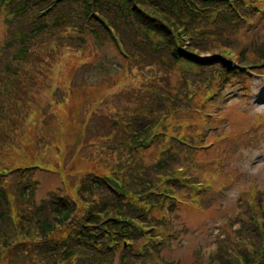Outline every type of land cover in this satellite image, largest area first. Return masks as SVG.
Listing matches in <instances>:
<instances>
[{
	"label": "trees",
	"instance_id": "trees-1",
	"mask_svg": "<svg viewBox=\"0 0 264 264\" xmlns=\"http://www.w3.org/2000/svg\"><path fill=\"white\" fill-rule=\"evenodd\" d=\"M263 1L0 0V264H264V188L239 200L206 261L201 251L190 263L163 256L188 231L180 208L208 210L231 186L222 177L223 158L210 157L208 166L199 161L207 136L222 144L230 135L219 126L201 131L192 119L210 121L201 97L246 86L250 76L241 65L264 62V16L257 18ZM182 27L193 33L189 46ZM92 44H112L124 60L114 61L126 81L115 83L112 94L124 95L128 105L107 101V132L88 144L99 152L68 157L79 140L70 141L65 113L59 115L70 92L64 82L57 85L53 106L38 102L36 90L60 75L68 52L83 54ZM228 49L239 52L237 66ZM112 94L106 89L85 99L82 118L79 111L69 115L74 123L87 118V125ZM223 105L227 99L217 125L224 123ZM154 131L158 136L145 147ZM178 166L198 170L196 181L224 185L196 196ZM61 167L80 170L79 186L52 189L35 204L38 172ZM133 220L154 226L163 242L146 237Z\"/></svg>",
	"mask_w": 264,
	"mask_h": 264
},
{
	"label": "rangeland",
	"instance_id": "rangeland-1",
	"mask_svg": "<svg viewBox=\"0 0 264 264\" xmlns=\"http://www.w3.org/2000/svg\"><path fill=\"white\" fill-rule=\"evenodd\" d=\"M3 30V16H0V44ZM90 47L94 48L85 49L83 54L68 52L65 62L58 66L60 75L54 81L48 77L47 81L41 87H37L36 90L39 91L38 99L40 101L38 102L50 103L53 106L57 105L53 98V96L55 97L53 92L57 85L64 82L68 89L67 92H70L69 104L64 105V108L61 109L63 111L59 115L65 113L63 116L68 123V131L71 133L70 141L77 137L79 140L75 142V147L70 146L68 149V157L99 152V146L89 147L88 144L96 141L100 133L107 132L105 127L107 101L115 106L128 105V100L124 95L112 94L116 84L126 81L124 71L113 68L114 61L124 62V60L117 54L112 44L97 47L92 44ZM101 56L105 60L104 66L101 63ZM64 70L67 74L64 73ZM259 71H264V69ZM46 77L47 74L43 76L44 79ZM61 87L64 88V84ZM106 89L112 96L108 97L103 106L95 111L87 125H85L87 118L82 124L77 122L75 118L77 123H74V119L69 114L72 112V115H76L79 111L82 118L84 114L83 101L94 96L98 97ZM205 95L201 97V102ZM226 99L227 105L222 106L224 108V123L217 125L215 119L219 118L218 110L223 100ZM80 104L81 106H79ZM204 104L206 106L202 113L210 121L202 122L199 118H194L192 119L194 124L201 131L212 130L219 126L220 132L224 128V134L230 135L231 138L229 140L224 139L222 144H219L221 140L207 136L204 139V144H201L199 161H202L204 166H208L207 161L210 157L223 158L226 167L223 166L222 168V177L224 182H227V185L228 183L231 184V186L228 185L227 189H223L224 195L217 196L216 202L208 210H198L192 205H183L180 208L178 216L186 223L188 231L181 233L177 239H174L163 251V256L168 260L174 259L183 263H190L195 258L197 251L202 252V259L206 261L209 253L215 247V233L220 232L218 227L221 230L223 227L224 230L229 219H235L239 200L247 197V193L252 190L255 192L264 188V118H262L264 117V82L252 77L246 86H229L225 89L224 97L218 95L214 99L205 101ZM87 116L89 117L88 114ZM80 128L81 133L79 135ZM79 142L84 146L81 149H76ZM198 144L200 145V143ZM235 147L237 149H234ZM99 159L101 160L100 157ZM191 172L199 175L198 170ZM80 177L81 173L77 168L68 170L67 167H61L58 172H38L39 185L33 202L40 204L42 199L47 197L48 192L57 187H63L68 191L77 188ZM214 183L213 188H222L224 185L223 182ZM14 201L19 203L18 200L14 199Z\"/></svg>",
	"mask_w": 264,
	"mask_h": 264
}]
</instances>
